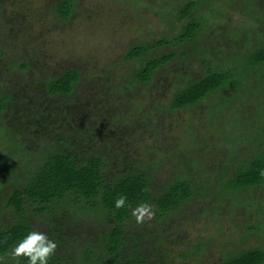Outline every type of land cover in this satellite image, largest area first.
Returning a JSON list of instances; mask_svg holds the SVG:
<instances>
[{"label":"trees","instance_id":"trees-1","mask_svg":"<svg viewBox=\"0 0 264 264\" xmlns=\"http://www.w3.org/2000/svg\"><path fill=\"white\" fill-rule=\"evenodd\" d=\"M224 2L215 0L210 2L211 7L203 0H184L179 5L174 1L161 3L159 7H171L164 14L171 18L170 23L173 19L180 22V30L172 39L158 38L129 47L123 60L136 62L135 69L127 70L129 77L121 72L111 75L110 67L86 79L78 66L61 64L51 71L23 54V48L30 46L26 27L0 42V122L10 129V140L19 142L12 149L13 158L5 160V172L0 167V257L8 264H27L22 257L13 260L10 250L28 231H37L36 219L45 225L42 232L57 245L48 264H264V246L228 248L229 233L218 241L223 248L219 260L210 263L205 255L217 242L214 232L207 233V225L214 230L231 223L237 212L255 209L254 191L264 185V115L259 112L264 100L257 107L253 104L264 92V82L260 83L264 80V38L258 39L259 43L248 39L250 48L233 46V51H238L229 52L224 69L219 62L208 64L207 58L212 57L214 49L223 51L225 47H203L200 39L207 22L210 27L213 24L212 6L216 13H223L215 21L224 23L232 18L231 8L238 6L246 12L239 15L243 17L239 25H234L238 37L250 36L249 29H254L255 22L264 29V0H247L248 5L254 3L249 13L244 0ZM74 7L73 0H55L46 6L60 22L70 20ZM13 16L3 22L21 27L25 15L17 12ZM221 31L214 28L213 33L225 40ZM172 41L187 44L188 48L179 53L154 52L157 46ZM194 55L200 61L199 75L177 72V85L165 104L149 98L138 104L143 116L125 115L129 104L124 98H132V107L137 100L131 88L135 91V86L150 84L155 73L176 56ZM252 74L253 81L247 79ZM233 79L235 88L228 82ZM80 84L85 87L86 99L78 95ZM216 94L215 100L227 96L222 106L229 109L236 107L237 96L245 98L258 115L254 120L250 109H244V114L239 112V116L229 110V119L223 108L218 113L215 108L206 111L210 112L213 126L210 124L209 129L217 143L245 131L246 138L259 143L258 148L241 154L234 150L235 139L231 141L233 147L219 158L217 150L214 152L215 143L205 131L196 136L194 129H187L184 141H189L186 149L192 151L179 145L173 151L176 145L170 141L178 121L159 109L165 107L166 115H173ZM7 116L11 118L8 121ZM153 116L155 127L150 121ZM194 116L188 119L198 127L200 123ZM159 122L161 125H157ZM232 122L235 125L231 128ZM217 128L220 137L214 136ZM147 143L151 153L146 151ZM208 152L213 165L208 164ZM217 158L220 163L215 165ZM159 167L165 176L156 180L155 170ZM120 196L125 202L117 208L114 201ZM141 206H147L152 215L149 218L145 213L137 222L134 212L139 214ZM72 210L83 215L86 210L95 211L103 218L91 222L84 216L76 218ZM93 223L96 229L89 228ZM196 224L206 230V236L188 235L187 227ZM250 228L258 231L260 227L256 224Z\"/></svg>","mask_w":264,"mask_h":264},{"label":"rangeland","instance_id":"rangeland-1","mask_svg":"<svg viewBox=\"0 0 264 264\" xmlns=\"http://www.w3.org/2000/svg\"><path fill=\"white\" fill-rule=\"evenodd\" d=\"M52 1L55 0H0V20H2V22H0V42H3V39L10 35L13 31L19 33V28L22 29L26 27V40L30 43V46L28 45L29 47L23 48V54L33 58L34 62L41 66H45L51 71H55L61 64L78 66L82 69V73L86 79L90 77L92 73L96 74L99 72V70L103 67H110L109 73H111V75L121 72L124 73L123 75L129 77V71L135 69L136 62L135 60L124 61L123 53L126 52L132 45L142 41L153 42L158 38L172 39L175 37L177 34L176 31L180 30V22H177V20L172 18V23H170L171 18L167 17L165 14H168L171 7L167 8L163 5L159 7V5L161 3L165 4L166 2L171 1H174V5H179L184 0H73L75 6L74 15L68 22H60L56 20L55 17H53L54 15L52 14V10H47V4H52ZM214 1L215 0H203V2L208 4V7L209 5L211 7L212 4L210 2ZM222 1L224 2V0ZM237 1L239 0H225V2H229L230 4H236ZM246 1L247 0H244L246 11L249 13V11L254 9V3L252 2L248 5ZM239 4L241 5L240 2ZM223 6L225 7V5ZM222 8L223 7H220L218 10ZM212 9L213 11L210 17L212 16L213 18H210V22L213 24L210 27V23L207 22L203 29H201L200 39L203 47L215 48L213 45L217 44H220V47H225L223 51L221 50L222 48L219 50L214 49L212 57L209 56L207 58L208 64L214 65V62H219V65L224 69L227 67L225 60L227 59L226 56H230L229 52L235 53L238 51V49L233 51L235 48H233V46H236L239 49L243 46L250 48L251 46L249 45L250 43L248 39H251V41L253 40L252 43H259L260 40L258 39L264 38V35L262 34L264 29L260 28L261 24L259 22H255L253 26L254 29H249L250 36L238 37L237 31H234V25H239L237 23L240 22L241 18H243L239 17V15L242 16L244 15L243 13L246 12L242 9V13L238 6L236 8L233 7L231 8V20H227L224 23V21H215V17H221L223 13L217 12L219 14L218 15L215 11L216 8L214 9L212 6ZM17 12H22L25 15L23 17V25L21 27L16 26L15 22H3V19L10 20L13 18V15ZM173 14L175 15V12H173ZM227 22H229V24L231 23V25ZM214 28H222V30H224V32H221L225 35V40L220 38L221 42L219 38L215 37V34L213 33ZM226 31L228 33H226ZM231 37L234 39L238 38L239 40H231ZM206 40L208 41L207 45ZM186 48H188L187 44L172 41L167 45L157 46L154 48V52L162 53L174 51L179 53L181 50ZM8 55H10V53H8ZM200 68V61L197 56H176V59L169 63L167 67H164L155 73L150 84L135 86V91H133L132 88L130 89L136 96L133 99L137 100L133 101L132 107L129 103L132 101V98L131 100H128L127 97L124 98L129 104V106L125 109V115L127 117L131 115L135 118L143 116L144 114H142V108H140V105L138 104H140L139 102H143V100H147L149 98L156 103L163 102L165 104L170 91L174 90L177 85L174 74L177 72H190V74L196 76L201 73ZM128 69L130 70L127 71ZM262 70H264V68ZM253 75L254 74L247 79L253 81ZM181 81L184 82L183 79ZM228 82L230 86L233 85L234 88L236 87V79ZM262 82H264V80L260 83ZM80 85V92L78 95L82 96L81 99H86L84 95L86 93L85 87L82 86V84ZM123 94L125 93H122V95ZM124 96L118 98V100L120 99L121 101ZM216 96L217 94L209 96L203 102L185 110L178 111L173 115L172 113H168L166 115L167 112L163 110L165 107L159 109L160 113L162 112V114L168 117L171 115L173 121H178L177 126L173 127V138L170 141L171 144L176 145L175 148H172L173 151L176 150L177 145L185 151H192V148L186 149V147H189L190 145L189 141H184L186 139L184 133L187 129H194L196 136L197 134H203V131H205L206 134L211 137V143H215L216 149L214 147V152L217 150L219 158H223L225 156L224 154H227L228 148L233 147L231 141L235 139L237 144L235 146L236 149L234 150L240 151L241 154H245L251 149L256 150L258 148L257 146L259 143L256 140L251 139V137L250 139L246 138L247 132L245 131L239 132L238 136L234 135L236 138L230 137L229 140H227L229 141V146L227 141H219L217 143L216 139L212 136L213 131L209 129L210 124L211 127L213 126L211 123L210 112L207 113L206 111H210L211 108H215V113H218L221 108H223L222 112L226 113L225 118L228 117L229 119L231 117L230 115H227V111L229 110L232 111L231 113L239 116L240 113L244 114V109H250L254 120L258 118V115L254 114L255 110L251 108V101H248L243 97V99H238L240 96L236 95V107L229 109L226 106H222L226 104L225 101L227 96L215 100ZM254 96H256V94L252 95V100H254ZM263 100L264 92L262 91V93H259L257 101L253 104L257 107L258 103ZM143 106L145 107L146 103H143ZM259 107V112L261 115H264V102ZM156 113L158 114L157 110ZM198 113H200V115H198ZM192 114L195 115L194 119L198 120L197 123H200L198 127L193 126V122L188 119V117ZM260 118L262 119V116H260ZM5 119L8 121L11 118L7 116ZM166 120L167 119L165 118V121L163 122L165 125L168 124ZM150 121H153L152 127H155L156 120L154 119V116L150 119ZM182 121L184 122L182 123ZM234 123L235 122H232L231 128L235 125ZM157 125H161V123L159 122ZM261 126H264L263 122H261ZM10 132L11 131L7 125L0 122V167H2L4 172L5 160L7 158H13L14 150L12 151V149L18 145L17 143H19L17 140H10ZM167 135L170 140V134ZM214 136H221L218 128L214 131ZM158 142H161L159 138ZM146 151H149L147 153L152 152L151 145L149 143L146 145ZM7 153L9 154L7 155ZM206 158L209 161V165L214 164V159L211 158L209 152L208 155H206ZM219 158H217L215 165L220 163ZM160 167L155 170L158 178L156 180L165 176L164 173L162 174L160 172ZM254 197L255 209L250 208L246 211V213H244V211L237 212L232 218V222H226L223 227H218L213 230L210 224L207 225V233L214 232L217 240V242L212 244V246L207 250V254H205L208 262L213 263L222 257L223 248L221 249L222 244L218 241L225 238L224 234L226 233L230 234L229 240L231 244H229L230 246H228V248L231 246L242 248L264 246V185L254 191ZM72 212H74V216L76 218H78V216H84L89 221L95 223L100 222V219L103 218V216H99L95 211L86 210V215H83L81 212L78 214L79 211L77 210H72ZM75 221H77V219ZM35 224L37 231L42 232V230L46 229L44 228L45 225L37 219ZM214 224L215 223H213V225ZM256 224L260 227L258 231L254 228H250V226H255ZM199 227H201L199 224H196L194 227H191V225L190 227H187L188 235L191 237H196L198 235L206 236V230L202 231ZM89 228L96 229V226L93 223V225H90ZM50 232L52 233V227H50ZM223 241L224 240H222V242ZM1 259L3 260L2 264H8V261H6L3 257H0V261H2Z\"/></svg>","mask_w":264,"mask_h":264},{"label":"clouds","instance_id":"clouds-1","mask_svg":"<svg viewBox=\"0 0 264 264\" xmlns=\"http://www.w3.org/2000/svg\"><path fill=\"white\" fill-rule=\"evenodd\" d=\"M124 202L125 197L120 196L114 201V206L119 208L124 205ZM145 213L149 218L152 215L147 206H141L139 214L134 212L137 222L144 218ZM56 247V243L49 239L44 232L28 231L11 248L10 256L13 260L22 257L27 261V264H48L49 258L54 253Z\"/></svg>","mask_w":264,"mask_h":264}]
</instances>
